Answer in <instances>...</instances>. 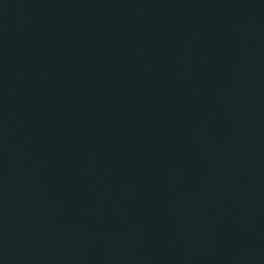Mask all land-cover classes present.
Returning <instances> with one entry per match:
<instances>
[{"label": "water", "instance_id": "1", "mask_svg": "<svg viewBox=\"0 0 264 264\" xmlns=\"http://www.w3.org/2000/svg\"><path fill=\"white\" fill-rule=\"evenodd\" d=\"M0 264H264V0H0Z\"/></svg>", "mask_w": 264, "mask_h": 264}]
</instances>
